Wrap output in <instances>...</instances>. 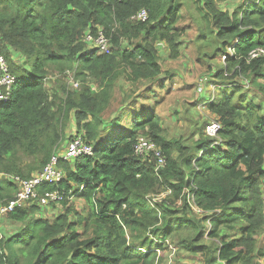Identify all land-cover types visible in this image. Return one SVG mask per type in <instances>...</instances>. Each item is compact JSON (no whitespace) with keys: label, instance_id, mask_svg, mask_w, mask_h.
Instances as JSON below:
<instances>
[{"label":"trees","instance_id":"1","mask_svg":"<svg viewBox=\"0 0 264 264\" xmlns=\"http://www.w3.org/2000/svg\"><path fill=\"white\" fill-rule=\"evenodd\" d=\"M184 1L0 0V53L16 77L10 101L0 103V203L20 191L8 176L30 179L58 156L62 179L40 193H71L88 209L84 216L64 198L65 212L49 221L31 218L37 206L15 207L5 216L24 227L11 236L0 231V264H160L158 251L175 243L206 264H258L264 257V104L242 98L250 81L264 98V53L252 57L264 50V0H195L215 29L214 56L226 57L224 68L206 64L210 77L232 86L215 104L206 99L221 128L217 139L199 129L205 136L194 148L168 140L146 102L173 92V76L161 77L157 45L168 46L171 60L180 56ZM229 1L233 10L219 8ZM141 11L145 22L133 19ZM100 34L108 53L95 43ZM50 74L80 89L51 92ZM129 83L146 87L124 93ZM126 107L129 123L122 124ZM71 123L75 135L67 139ZM141 135L161 150L164 167L154 153L135 154ZM76 138L93 154L63 159V142ZM161 188L171 196L156 202Z\"/></svg>","mask_w":264,"mask_h":264},{"label":"rangeland","instance_id":"2","mask_svg":"<svg viewBox=\"0 0 264 264\" xmlns=\"http://www.w3.org/2000/svg\"><path fill=\"white\" fill-rule=\"evenodd\" d=\"M184 2L185 4L182 8L183 17L180 24L186 27V32L181 39L180 56L171 60L169 59L168 46L163 42L157 45L163 67V74L161 77L166 78L168 74L173 76V92L170 93V91L166 92L162 90L159 95H153V97H150L146 102L154 106L155 110H157L158 116L161 119V126L168 140H181L186 147L194 148L196 146V141L205 136L198 130H205L208 126L216 124L218 120L210 111V103H208L206 99H209L210 102H212L211 104H215L214 101L219 98L224 90H229L232 85L231 81L225 80V83H223L215 77H210V69H207L206 64L211 68H220L221 66L224 68L223 62L226 59L222 58V56H214L218 45L215 41V35L211 33V30L215 31V29L212 25H209L208 20H206V12L199 8L195 0H185ZM235 5L236 3L233 1H229L220 4L219 8L222 10H233ZM200 36L202 38H199ZM206 77L208 81L206 83L207 85L204 86L203 95L197 98L196 86L198 83L206 81ZM250 82L249 89H247L248 92L246 94L242 93L244 94L242 98L255 104H264V98L257 90L256 85ZM260 83L264 85V81ZM70 85L77 87V83L69 81L67 76L58 74H50L49 80L46 82V87L50 89L51 92H53L55 88H59V94L61 95L65 89L71 92L73 91ZM179 86L182 88L178 89ZM143 87H146V84L136 87L129 83L124 87V93L129 91L137 92ZM241 87L244 88L243 85ZM242 91L244 90L242 89ZM237 94L240 95L241 93L238 92ZM114 97V106L117 108L119 107L116 102V100H119L118 94L116 93ZM126 111L127 107L124 108L126 118L123 117L120 119L122 124L129 123L127 121L128 112ZM117 114L118 113L111 114V119H109L108 122L114 121L112 119H114V116H117ZM72 126L73 123L70 124L66 131L67 139L75 135ZM141 137L145 138L146 136L141 135ZM68 146L69 142L65 140L63 142V148L66 149ZM177 155L178 154H176V156ZM170 196V191L168 192L165 191L164 188H161L158 189L154 199L156 202H162ZM34 206H37L38 209L35 213L31 214V218L33 219L38 218L54 221L66 210L63 203L42 204L40 202ZM178 206L180 207V204ZM68 207H72L75 211H78V213L84 216L88 213L85 202L78 198H72ZM192 208L195 215L201 218L202 213L194 206H192ZM205 226L207 228L206 236H208L210 225L208 223L205 224ZM23 227L24 224L12 222L6 218V216L2 215V219L0 220V231L3 236L16 234L20 232ZM224 232L225 230L223 233ZM258 248L264 251V228L258 235ZM158 256L161 260L160 264H206L203 256H194L182 249L178 250L176 243L170 244L169 248L164 250V252L158 251ZM257 263L264 264V257L259 258Z\"/></svg>","mask_w":264,"mask_h":264},{"label":"built area","instance_id":"3","mask_svg":"<svg viewBox=\"0 0 264 264\" xmlns=\"http://www.w3.org/2000/svg\"><path fill=\"white\" fill-rule=\"evenodd\" d=\"M137 21L145 22L147 20V12L141 11L139 14L133 17ZM87 41L90 42V37H87ZM96 45L100 49L108 53L110 51V43L107 38L100 34L99 38L96 39ZM260 53H264L263 49H259L252 53V57L258 56ZM226 59V57H224ZM0 103H6L9 101L11 96L12 85L15 81L14 77L10 74L9 68L3 56L0 53ZM78 86V84H77ZM220 125L212 124L207 128V134L211 137H216L219 132ZM151 153H154L158 160L159 166H165V158L163 157L161 150L155 146L153 141L149 138L140 137L138 143L135 146V154L140 158H146ZM93 154V149L81 139L76 138L64 151L65 160H71L81 155ZM58 163V156H54L51 162L44 167L39 173L35 174L31 179L22 180L19 177H12L11 180L19 186V193L17 198L11 201L8 205L0 203V220L2 215L12 211L15 207L24 206L27 202H33L32 199H38V202L42 204L59 203L64 198L71 199V194L61 191L48 192L45 195L39 193L38 189L44 184L58 183L62 179V175L57 172L54 168Z\"/></svg>","mask_w":264,"mask_h":264},{"label":"clouds","instance_id":"4","mask_svg":"<svg viewBox=\"0 0 264 264\" xmlns=\"http://www.w3.org/2000/svg\"><path fill=\"white\" fill-rule=\"evenodd\" d=\"M10 74H11V73H10ZM11 75L13 76V74H11ZM13 77H14V76H13ZM15 78H16V77H14V79H15ZM71 82L77 83L78 86H77V87H74V86H73V87H74L75 89H79V87H80V83H79V82H76V81H74V80L71 81ZM15 83H16V79H15L13 85H12L11 96H12V93H13V86L15 85ZM11 96H10V98H11ZM9 101H10V99H9ZM9 101H8V102H9ZM8 102H6V103H8ZM217 124H218V123H217ZM208 127H209V126H208ZM208 127H207V128H208ZM220 128H221V126H220ZM219 131H220V129H219ZM218 133H219V132H218ZM218 133H217L216 137H213V138H216V139H217V137H218ZM145 138H149V137H145ZM149 139H150V138H149ZM151 140H152V139H151ZM139 158H140V157H139ZM142 159H145V158H142ZM39 172H40V171H39ZM39 172H38V173H39ZM36 174H37V173H36ZM34 175H35V174H34ZM34 175H33V176H34ZM33 176H32V177H33ZM0 177L2 178V174H0ZM9 177H10V181L13 182V181L11 180V178H12V177H19V176L10 175V176H8V178H9ZM30 179H31V178H30ZM26 180H28V179H26ZM13 183H14V182H13ZM42 187H43V186H42ZM38 191H39V193H40V188L38 189ZM61 192H64V191H61ZM40 194H41V193H40ZM70 194H71V193H70ZM16 198H17V196H16ZM71 199H72V197H71ZM71 199H67V200H71ZM14 200H15V199H14ZM37 202H38V201H37ZM9 203H10V202H9ZM9 203H8V204H9ZM59 203H61V202H59ZM2 204H3V203H2ZM8 204H7V205H8ZM50 204H58V203H50ZM24 206H30V207H31V206H34V201H33V202H28V203H26ZM4 216H5V215H4ZM1 219H2V218H1Z\"/></svg>","mask_w":264,"mask_h":264}]
</instances>
